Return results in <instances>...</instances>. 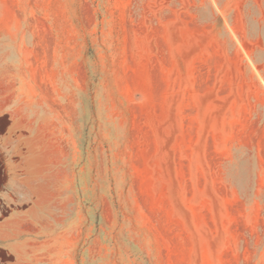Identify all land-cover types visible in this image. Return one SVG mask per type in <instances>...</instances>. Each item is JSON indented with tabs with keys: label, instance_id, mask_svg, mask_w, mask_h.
Listing matches in <instances>:
<instances>
[{
	"label": "rangeland",
	"instance_id": "obj_1",
	"mask_svg": "<svg viewBox=\"0 0 264 264\" xmlns=\"http://www.w3.org/2000/svg\"><path fill=\"white\" fill-rule=\"evenodd\" d=\"M20 7L68 55L75 264H264V0Z\"/></svg>",
	"mask_w": 264,
	"mask_h": 264
},
{
	"label": "crops",
	"instance_id": "obj_2",
	"mask_svg": "<svg viewBox=\"0 0 264 264\" xmlns=\"http://www.w3.org/2000/svg\"><path fill=\"white\" fill-rule=\"evenodd\" d=\"M30 12L0 0V264H75L77 103L58 26L28 22Z\"/></svg>",
	"mask_w": 264,
	"mask_h": 264
}]
</instances>
